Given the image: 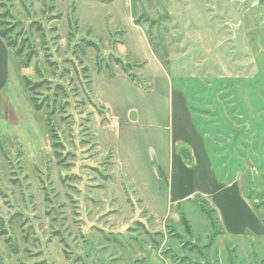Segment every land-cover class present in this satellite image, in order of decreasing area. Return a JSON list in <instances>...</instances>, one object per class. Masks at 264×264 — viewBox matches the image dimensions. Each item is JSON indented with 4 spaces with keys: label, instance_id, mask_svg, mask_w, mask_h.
<instances>
[{
    "label": "rangeland",
    "instance_id": "rangeland-1",
    "mask_svg": "<svg viewBox=\"0 0 264 264\" xmlns=\"http://www.w3.org/2000/svg\"><path fill=\"white\" fill-rule=\"evenodd\" d=\"M4 11L20 55L9 49L0 90V264H264V0H0ZM122 69L145 95L165 72L205 143L207 163L193 139L175 148L190 150L195 192L156 211L93 86ZM22 77L40 86L30 95ZM154 131L177 134L175 111ZM171 171L159 170L167 201Z\"/></svg>",
    "mask_w": 264,
    "mask_h": 264
},
{
    "label": "crops",
    "instance_id": "crops-1",
    "mask_svg": "<svg viewBox=\"0 0 264 264\" xmlns=\"http://www.w3.org/2000/svg\"><path fill=\"white\" fill-rule=\"evenodd\" d=\"M147 43L149 45L148 40ZM148 47L153 60L156 61L150 45ZM9 57V49L0 37V90L6 81ZM161 72L163 76L156 77V83L159 85L158 91L156 93L155 88V92L151 95H145L121 73H115L112 79H97L93 83L101 101L106 108L108 107L107 111L110 112V117H108L110 121H113L116 128L117 159L125 166L122 165L127 171L135 192L143 197L147 207L155 211L159 209L160 203H165L169 207V205L171 206L175 202L179 203L195 192V190L187 189L190 186L187 179L190 176L189 173H192L190 172L192 169L188 168L182 161L183 156L186 157L187 151L190 153V150L185 148L186 153L184 155H177L175 152L176 147H181L179 143L182 140L187 144H189L190 139L198 142L196 151L199 158L202 163L208 162L203 138L201 137L202 145L201 138L192 134L195 127L185 96L181 92L174 91L169 76L162 70ZM116 84H119L126 92H119ZM174 111L177 134H172L169 137L165 133L158 134L154 131L156 137L151 138L144 134L150 125L158 120L160 114L162 118L169 117L173 115ZM109 124L108 122V126ZM152 128L155 130V125ZM184 129L188 131V135L183 134ZM175 163L178 192L174 199L167 201L166 194L162 189L159 170L166 176L173 169ZM235 184L236 182L229 184L232 185L229 189L234 188ZM217 194L212 195L216 196ZM167 223L166 221L165 225ZM258 226L264 232V225H261L259 221ZM148 253V257H153L161 262L165 260L156 248L150 247Z\"/></svg>",
    "mask_w": 264,
    "mask_h": 264
},
{
    "label": "trees",
    "instance_id": "trees-1",
    "mask_svg": "<svg viewBox=\"0 0 264 264\" xmlns=\"http://www.w3.org/2000/svg\"><path fill=\"white\" fill-rule=\"evenodd\" d=\"M8 17H11L10 13L8 11H4L3 13H0V37L2 38V40L5 42L6 46L8 49L12 50L14 52V56L16 58L19 57L20 55V49H16V45L14 43V41L11 39V28L7 27V24L4 19L8 18ZM136 25L138 24V21L136 20ZM96 50L98 49L96 44L95 43H90ZM114 62H116L117 64H120L121 65V62H120V59L118 58H114L113 59ZM27 63L24 62L22 63L21 61H19L18 63V66L19 68H24L26 67ZM84 71L86 70L85 68L83 69ZM100 71V70H99ZM122 73L129 79L130 82L138 85L140 88L143 89V85L142 83L140 82V80L135 76V75H131L129 74L128 72L125 71V69H122ZM114 77V74H110L107 79H112ZM22 80H23V83L26 87V89L28 90L29 94L31 95V93L34 91L35 87H39L40 85L39 84H31L30 81L28 79H26V77H22ZM144 90V89H143ZM30 101H31V104L33 106V108L36 110V111H40L42 110V106L40 104H37L35 99L33 97L30 96ZM49 124V121L47 120V126ZM50 134H51V130H49ZM55 146V145H54ZM141 202V200L139 201ZM182 221L183 223L189 228V225H188V222L185 220L184 217H182ZM152 219V218H151ZM151 244L153 246V248H156L158 249V243L156 241H154L153 239H151ZM145 261V258L143 257L142 259H139L138 260V263L139 264H143Z\"/></svg>",
    "mask_w": 264,
    "mask_h": 264
}]
</instances>
